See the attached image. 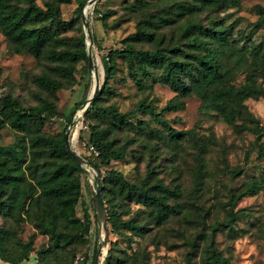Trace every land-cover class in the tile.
<instances>
[{"label":"rangeland","instance_id":"rangeland-1","mask_svg":"<svg viewBox=\"0 0 264 264\" xmlns=\"http://www.w3.org/2000/svg\"><path fill=\"white\" fill-rule=\"evenodd\" d=\"M14 1L25 5L24 0ZM33 1L45 8V4L52 0ZM88 1L82 10L86 26L82 12L79 14L77 11L79 0L59 4L61 19L72 23L59 33L67 37L68 41L83 35L85 42L89 44L87 55L90 51L93 66L89 56L87 60L75 61L69 77L55 75L63 84L62 88L55 91L42 90L35 83V78L53 64L30 53L14 52L0 28V99L10 94L23 106L37 104L36 96L53 102L56 113L43 122L41 130L51 135H59L65 129L64 135L70 150L83 160L79 164L82 169L77 172L81 182V197L75 207V215L83 220L84 212H87L91 226L85 241L75 243L74 248L72 246L75 254L71 262L65 264H94L97 252L98 264H104L109 251L112 255L111 264H201L200 253H195L185 243L186 239H195L196 230L184 221L183 213L186 210L190 212L191 218H195L193 212H198L208 222L219 221L226 214L225 202L231 192L242 189L252 179L264 181V154L259 152L254 134L241 128V120L236 122L237 126L224 122L214 109L206 108L196 95L191 94L182 97V106L177 110L161 113L170 126L192 132V136H188L176 149H172L168 145L170 141L165 138L166 131L150 115L129 112L134 111L141 101L152 103L156 107L155 111L160 112L177 92L157 82L155 78H143L144 86H138L130 77L132 74L127 63L120 58L117 59L114 76L108 80L110 88L100 95L99 103L113 106L120 114L129 113L128 123L113 119L116 124L114 125L109 120L102 121L93 110L87 112L92 102L87 106V101L95 81L98 89L104 83L103 58L108 51L122 49L128 44L137 48H148L150 44L134 41L130 37L136 33L139 24L149 15H155L162 10L170 9V14L176 17L177 3L184 1L199 6L193 16L200 22L219 21L230 34V44L245 57H229L227 61L224 58L231 82L237 85L242 83L247 70L254 67L257 68L258 75H263L258 81L264 87V73L261 70L264 63V15L257 12L258 6H264V0H240L238 6L227 4L212 9H208L198 0H156L158 2L150 7L147 15L142 10H131L129 5L134 0H96L90 5ZM108 11L111 14L106 20H101V15ZM188 16H179L178 22L173 23L172 27L158 23L156 29L159 34L156 37L164 35L166 39L172 37L174 41L182 42L184 38L181 37V25ZM150 69L155 75L160 71L158 67ZM137 75L143 74L138 72ZM244 103L248 111L263 123L264 96L248 98ZM100 123L112 129L110 140L114 139L117 144L128 143V155L123 160L112 161L108 169L113 168L128 180L137 181L144 176L147 165L150 164L157 173L156 177L166 186L181 190V195L170 196V199L171 203H177L181 207L182 213L169 217L161 226H154L148 211L138 203L131 202L129 215L146 224V229L139 234H132L127 230H123V234H109L106 223L105 233L98 219L95 201L98 183L105 177V171L99 173L88 162L93 158L92 155L97 154L89 142L90 125ZM148 139L158 145L144 149ZM196 139L208 144L205 169H202L197 159L198 149L193 147ZM260 141L264 147V132ZM25 142L11 127L4 126L0 129L2 150L16 147L22 151ZM155 147L156 150L161 147V151H156ZM133 154L137 155L138 160ZM233 170L240 172L232 176ZM101 201L103 204L102 198ZM109 205L106 200L104 210ZM233 210L237 215L231 228L222 229L216 234L218 249L228 257L230 264H264V188L255 194L243 196ZM0 226L12 232V238L7 242L9 247L33 239V249L29 257L18 264H35L39 251L52 244L50 234L42 232L33 217L23 214L16 218L0 213ZM95 247L97 252L94 251ZM66 251L71 250L67 248ZM137 252L142 254L139 262L133 259ZM188 253L193 254L189 256ZM78 255L83 260L75 262ZM0 264L10 263L0 259Z\"/></svg>","mask_w":264,"mask_h":264},{"label":"trees","instance_id":"trees-1","mask_svg":"<svg viewBox=\"0 0 264 264\" xmlns=\"http://www.w3.org/2000/svg\"><path fill=\"white\" fill-rule=\"evenodd\" d=\"M70 0H52L45 8L38 6L33 0H24L25 5H19L14 0H0V28L16 53H30L35 57L53 64L35 78L37 87L42 90L55 91L63 87L55 76L69 77L74 69V62L87 60V45L85 37L79 35L71 41L61 36L59 31L65 30L72 23L61 19L59 4ZM87 0H79L77 11L81 14ZM212 9L223 5L238 6L240 0H198ZM156 0H134L129 6L131 10H142L148 14ZM176 17L169 10H162L155 15H149L130 37L150 44L148 48H137L132 44L122 49H111L103 58L104 83L87 110L94 111L102 121L113 119L128 123L129 113L148 114L166 131L165 138L170 141L172 149H176L188 136L190 130H178L170 126L161 113L177 110L182 106V97L194 94L206 108L214 109L222 120L237 126L242 121L241 128L254 134V140L260 153L264 154L261 136L264 132V122L254 117L244 103L248 98L264 96V87L258 81L263 75H258L257 68L247 70L240 84L231 82L229 68L224 58L234 57L245 59L235 47L230 44L229 33L219 21L200 22L193 14L199 6L190 2L177 3ZM257 12L264 15V6H258ZM111 11L101 15L106 20ZM188 14L182 23V42L166 39L164 35L156 37L157 26L167 24L172 27L178 22L179 16ZM180 26V25H179ZM178 26V27H179ZM123 59L132 75L131 79L140 87L144 86L143 78H155L161 84L169 86L177 95L171 99L160 112L155 111L152 103L141 101L134 111L120 114L113 106H103L99 97L109 90L108 80L114 76L117 59ZM151 67L160 71L155 75ZM264 73V63L261 67ZM140 72L143 75H137ZM38 103L23 106L18 99L7 94L0 99V129L9 126L19 133L25 142L22 151L16 147L2 150L0 148V213L20 218L23 214L35 219V224L42 232L50 234L52 244L39 251L35 264H65L72 260L75 254V243L84 242L89 234L91 222L87 212L83 220L75 215V207L81 197L80 177L77 172L81 166L66 149L65 129L59 135H51L41 130L43 122L56 113L53 102L36 96ZM71 120V116L69 118ZM112 129L101 123L90 125L89 142L96 155L89 163L99 172L105 171V177L99 182V192L105 206L109 234H123L127 230L139 234L146 229V224L131 217V202L143 206L154 226H161L172 216L182 213L177 203H171L170 196L181 195L177 187L170 189L156 177V171L147 165L146 173L137 181L128 180L119 171L108 166L112 161L123 160L128 155V143L117 144L110 140ZM153 137V136H149ZM154 138V137H153ZM193 147L199 151L197 156L202 169L207 165L205 156L208 144L205 141L193 142ZM157 142L148 139L144 149L157 146ZM156 150V147H155ZM156 151H161L158 147ZM177 151V150H175ZM133 157L138 160L137 155ZM240 170L231 172L236 176ZM264 188V181L252 179L240 190L233 191L225 202L226 214L216 222H208L198 212L184 211V221L195 231V239H186L185 243L192 250L199 252L201 264H230L216 245V234L222 229H229L237 215L234 205L245 195L255 194ZM124 216H128L124 218ZM138 217V216H137ZM135 217V218H137ZM12 232L0 226V259L6 263L18 264L29 257L33 249V239L18 243L15 247L8 246ZM67 248L71 250L66 251ZM97 252V247L94 248ZM191 256L193 253H188ZM141 253H136L134 260L139 262ZM111 253L108 252L104 264H111ZM87 257L85 258L86 262ZM94 263V260H93Z\"/></svg>","mask_w":264,"mask_h":264},{"label":"water","instance_id":"water-1","mask_svg":"<svg viewBox=\"0 0 264 264\" xmlns=\"http://www.w3.org/2000/svg\"><path fill=\"white\" fill-rule=\"evenodd\" d=\"M96 0H89L88 1V4H93L95 3ZM82 19H83V22H84V25L86 26V20H85V14H84V11L82 12ZM86 45L88 46L89 44L86 43ZM88 56H89V61L90 63L92 64L93 66V62H92V57H91V52L88 51ZM98 91V87H97V81H95L94 83V87L92 89V92H91V96L89 97L88 101H87V106L88 104L92 101L93 97L96 95ZM66 149L71 152L73 158L75 159V161L78 163V164H81L82 163V158L75 152H72L69 148V145L68 143L66 142ZM95 201H96V208H97V212H98V219H99V222L101 223L103 229L105 230V233L107 231V228H106V223H107V220H106V215H105V210L103 208V204H102V201H101V197H100V193H99V183H98V187H97V190H96V193H95ZM98 258H99V252L96 253V256H95V260H94V264H98Z\"/></svg>","mask_w":264,"mask_h":264},{"label":"built area","instance_id":"built-area-1","mask_svg":"<svg viewBox=\"0 0 264 264\" xmlns=\"http://www.w3.org/2000/svg\"><path fill=\"white\" fill-rule=\"evenodd\" d=\"M81 260H83V257L78 255V256L76 257V259H75V262H78V261H81Z\"/></svg>","mask_w":264,"mask_h":264},{"label":"bare ground","instance_id":"bare-ground-1","mask_svg":"<svg viewBox=\"0 0 264 264\" xmlns=\"http://www.w3.org/2000/svg\"><path fill=\"white\" fill-rule=\"evenodd\" d=\"M77 128V127H76ZM78 129V128H77ZM74 141V140H73ZM106 242H107V240H106ZM105 246V245H104Z\"/></svg>","mask_w":264,"mask_h":264}]
</instances>
